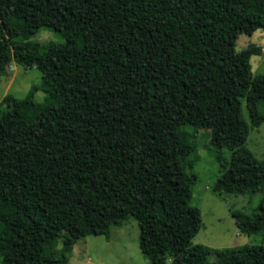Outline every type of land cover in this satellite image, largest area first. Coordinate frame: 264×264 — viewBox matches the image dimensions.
I'll list each match as a JSON object with an SVG mask.
<instances>
[{
  "label": "trees",
  "instance_id": "16d2710c",
  "mask_svg": "<svg viewBox=\"0 0 264 264\" xmlns=\"http://www.w3.org/2000/svg\"><path fill=\"white\" fill-rule=\"evenodd\" d=\"M259 28L264 0H0V79L35 68L46 92L0 102V264H67L79 239L108 240L129 218L148 264H264V238L192 244L187 169L202 133L220 166L212 191L262 193L231 215L264 234V156L245 144L241 106L264 122V74L250 63L261 47H235ZM41 29L62 40H33Z\"/></svg>",
  "mask_w": 264,
  "mask_h": 264
},
{
  "label": "rangeland",
  "instance_id": "374dc122",
  "mask_svg": "<svg viewBox=\"0 0 264 264\" xmlns=\"http://www.w3.org/2000/svg\"><path fill=\"white\" fill-rule=\"evenodd\" d=\"M32 38L39 42L62 40L58 34L45 29L39 30ZM251 44L261 47L260 55L250 57L252 74H264V29H256L251 34H238L236 50H242ZM39 83L40 73L35 68H23L11 64L9 76L0 79V102L7 93L23 96L33 84L39 86L35 97L38 101H42L46 97V92ZM241 106L242 116L249 126L245 144L257 158H262L264 122L258 127H252L244 99ZM198 140L200 145L196 153V161L191 168L187 167L190 173L197 175L189 203L198 207L201 215V225L192 239V244L223 248L261 243L264 234H246L239 231L231 215V209H239L245 213L254 212L257 210L262 193L213 192L211 187L220 174V166L202 133L198 134ZM224 155L228 157L229 152L224 151ZM110 231L108 240L103 235H88L79 239L73 245L67 264H148L138 246L139 227L135 219L129 218L119 225H113ZM208 260L212 261L213 256Z\"/></svg>",
  "mask_w": 264,
  "mask_h": 264
}]
</instances>
